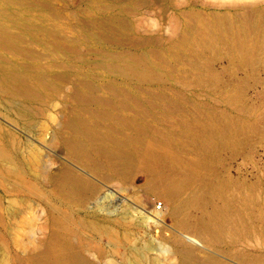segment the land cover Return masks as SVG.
Here are the masks:
<instances>
[{
    "label": "rangeland",
    "instance_id": "374dc122",
    "mask_svg": "<svg viewBox=\"0 0 264 264\" xmlns=\"http://www.w3.org/2000/svg\"><path fill=\"white\" fill-rule=\"evenodd\" d=\"M234 9L0 0V264H37L44 223L64 264H264V2Z\"/></svg>",
    "mask_w": 264,
    "mask_h": 264
},
{
    "label": "bare ground",
    "instance_id": "6f19581e",
    "mask_svg": "<svg viewBox=\"0 0 264 264\" xmlns=\"http://www.w3.org/2000/svg\"><path fill=\"white\" fill-rule=\"evenodd\" d=\"M207 1L215 2L218 5L228 4V5L232 6L233 8H235L234 10L239 11L238 14L240 15V19L242 21H244L249 26H251L252 22H253V15H254V11H255V6L264 2V0H207ZM93 27L96 29L104 30L105 34H104V32H99V33L102 36H105L109 39L116 40L119 38L118 33L116 31V25L112 21H106V20L94 21ZM142 30H145V28L143 26H140V28L137 29V32L141 33ZM129 32H130V30H126L127 34H129ZM169 32H170V35L168 37H160V38L157 37V38L162 43L168 44V43L174 42L175 40H177L175 42H178L184 37L183 26H182L180 20L178 18H176V16L171 19V24L169 26ZM140 40H143V39H140ZM148 40H150V38ZM143 41H146V39H144ZM2 91H5V89L3 88ZM1 93L3 94V92H0V94ZM37 161L38 160L35 159V162H37ZM65 177H67V176H65ZM155 192L158 195L165 197L167 202L172 205V210L170 211V216L172 219H177L178 218V207L176 205V192L173 189H170L165 184L157 185V187L155 188ZM145 205L148 207L152 206V200L149 197H147L145 199ZM152 212H154V211H152ZM154 213L158 217L163 215L162 212L157 211V210ZM54 226H55V224L53 225V223H44V224H40L37 226V230H39L40 232H43V234L45 233V236L41 240L35 241L33 243L35 248H41V247L44 248L38 256H35V261L38 262L37 264H50V262L47 260V257L51 253L57 257L55 260V262L57 264H64V263H62L63 260L61 259V255L65 252V248L62 247L60 249H57L54 246V244L57 242L56 235H58L54 231ZM217 233H219V232H217ZM188 239L191 243H193L195 245L196 244L200 245L199 240H197L193 237H189ZM43 258L45 259V261Z\"/></svg>",
    "mask_w": 264,
    "mask_h": 264
},
{
    "label": "water",
    "instance_id": "95a60500",
    "mask_svg": "<svg viewBox=\"0 0 264 264\" xmlns=\"http://www.w3.org/2000/svg\"><path fill=\"white\" fill-rule=\"evenodd\" d=\"M64 162L63 165L66 163L68 164L67 167L71 166V164H69V162L67 160H64L62 161ZM186 236H189V235H185V234H182V237L184 239V242L186 243L187 246L191 247V248H194L195 250H197L198 248L199 249H202V250H206V248L204 246H202L201 244L199 246L197 245H194L193 243H191L188 238ZM197 239V238H196ZM199 240V239H198ZM200 241V240H199ZM201 242V241H200ZM225 261L227 262L226 264H235L234 261L232 260H229V259H225ZM224 261V262H225Z\"/></svg>",
    "mask_w": 264,
    "mask_h": 264
},
{
    "label": "built area",
    "instance_id": "2783aa9c",
    "mask_svg": "<svg viewBox=\"0 0 264 264\" xmlns=\"http://www.w3.org/2000/svg\"><path fill=\"white\" fill-rule=\"evenodd\" d=\"M163 203H161V202H159L156 206H155V209L157 210V211H160V210H162L163 209Z\"/></svg>",
    "mask_w": 264,
    "mask_h": 264
}]
</instances>
